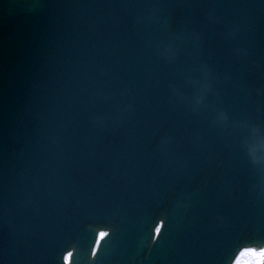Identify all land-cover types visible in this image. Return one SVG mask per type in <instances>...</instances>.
Listing matches in <instances>:
<instances>
[{
  "label": "water",
  "instance_id": "obj_1",
  "mask_svg": "<svg viewBox=\"0 0 264 264\" xmlns=\"http://www.w3.org/2000/svg\"><path fill=\"white\" fill-rule=\"evenodd\" d=\"M252 125L264 0H0V264L264 247Z\"/></svg>",
  "mask_w": 264,
  "mask_h": 264
},
{
  "label": "snow or ice",
  "instance_id": "obj_2",
  "mask_svg": "<svg viewBox=\"0 0 264 264\" xmlns=\"http://www.w3.org/2000/svg\"><path fill=\"white\" fill-rule=\"evenodd\" d=\"M166 58H171L168 52H163ZM226 113L220 114V119H227ZM258 148H264V125H252L250 128V144L249 151L252 154L253 158H255V154ZM262 165H264V161H261ZM159 232V229H157ZM101 235H105V233H101ZM72 253H68L67 258H70ZM95 255V252H93ZM232 264H264V247L256 248V247H243L240 249L239 253L236 255Z\"/></svg>",
  "mask_w": 264,
  "mask_h": 264
}]
</instances>
